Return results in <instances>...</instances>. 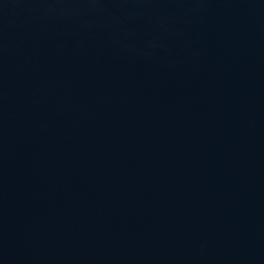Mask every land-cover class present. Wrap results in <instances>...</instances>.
<instances>
[{"label": "water", "instance_id": "obj_1", "mask_svg": "<svg viewBox=\"0 0 264 264\" xmlns=\"http://www.w3.org/2000/svg\"><path fill=\"white\" fill-rule=\"evenodd\" d=\"M0 264H264V0H0Z\"/></svg>", "mask_w": 264, "mask_h": 264}]
</instances>
